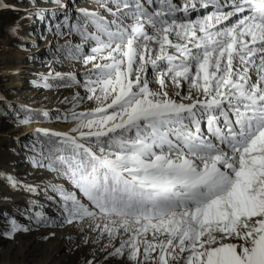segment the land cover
Instances as JSON below:
<instances>
[{
	"label": "snow or ice",
	"instance_id": "1",
	"mask_svg": "<svg viewBox=\"0 0 264 264\" xmlns=\"http://www.w3.org/2000/svg\"><path fill=\"white\" fill-rule=\"evenodd\" d=\"M54 2L53 35L78 42L49 45L32 83L77 91L57 114L67 130L36 129L25 148L63 183L4 179L43 191L56 219L33 201L0 237L68 225L112 264H264V0H92L74 20ZM66 62L80 78L53 67Z\"/></svg>",
	"mask_w": 264,
	"mask_h": 264
},
{
	"label": "rangeland",
	"instance_id": "2",
	"mask_svg": "<svg viewBox=\"0 0 264 264\" xmlns=\"http://www.w3.org/2000/svg\"><path fill=\"white\" fill-rule=\"evenodd\" d=\"M15 6L17 11L0 10V232L8 226L5 220L7 215L15 218L21 224L28 221L19 215L31 202H35L33 211L43 212L52 219H56L53 205L43 191L37 195L29 194L22 189L11 190L5 182L6 176H12L22 185H40L53 181V174L46 169L35 168L27 157L32 153L26 151L25 146H31L36 140L32 135L36 129L52 131H66L68 124L57 119L72 107L69 99L77 89L74 86L43 89L34 87L32 81L41 74L49 72L48 61L52 59L49 45L55 48L65 40L78 42L75 36L63 38L53 35L57 31L56 24L62 23L63 10L54 0H5ZM71 9L77 16L78 9H95L92 0H72ZM82 2V3H80ZM80 3V4H79ZM43 13V19L36 16L28 17L26 13ZM55 12V15L52 13ZM19 21V33L14 37L9 29L14 22ZM63 30V29H62ZM40 47H46L39 50ZM56 71L79 73L85 71L82 64L66 62L63 65H53ZM21 87H15L18 82ZM11 105V108H7ZM30 110L40 112L45 119L42 122L32 121L31 116H24L21 111ZM47 112L45 117L43 113ZM7 113V114H5ZM19 120H31L30 123L20 124ZM49 196L52 193L48 194ZM28 233H20L13 240L0 237V264H86L95 259L96 264H112L105 261V253L100 251L99 245L83 243L85 232L72 226L63 227H36ZM54 234V235H53ZM49 236L45 240L43 237ZM95 249V250H94Z\"/></svg>",
	"mask_w": 264,
	"mask_h": 264
},
{
	"label": "trees",
	"instance_id": "3",
	"mask_svg": "<svg viewBox=\"0 0 264 264\" xmlns=\"http://www.w3.org/2000/svg\"><path fill=\"white\" fill-rule=\"evenodd\" d=\"M22 114L24 116H31V120L32 121H39V122H42L44 121L45 119L42 117L41 113L40 112H37V111H30V110H23L21 111ZM40 139H44L43 137H40Z\"/></svg>",
	"mask_w": 264,
	"mask_h": 264
},
{
	"label": "bare ground",
	"instance_id": "4",
	"mask_svg": "<svg viewBox=\"0 0 264 264\" xmlns=\"http://www.w3.org/2000/svg\"><path fill=\"white\" fill-rule=\"evenodd\" d=\"M179 2V1H178ZM80 3H82V2H80ZM79 3V4H80ZM84 9V8H83ZM86 9V8H85ZM87 10H90V9H87ZM46 47H40L39 48V50H43V49H45ZM22 86V84H21V82L19 81L18 83H17V85L15 86V87H21Z\"/></svg>",
	"mask_w": 264,
	"mask_h": 264
}]
</instances>
